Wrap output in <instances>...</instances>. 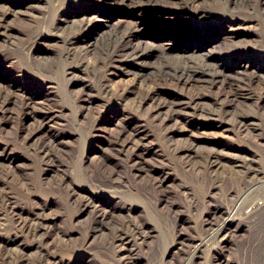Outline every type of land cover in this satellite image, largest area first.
<instances>
[{
    "label": "rangeland",
    "instance_id": "rangeland-1",
    "mask_svg": "<svg viewBox=\"0 0 264 264\" xmlns=\"http://www.w3.org/2000/svg\"><path fill=\"white\" fill-rule=\"evenodd\" d=\"M126 2V5H117L112 0H0V90L5 98L11 99L6 109H0V164L6 165L5 174L10 181L32 184L29 197L35 207L43 204L56 226L69 234H61L58 241L66 244L69 240L68 245L76 249L71 256H65L66 264H107L105 260L110 253L107 257L101 247L105 246L114 228L121 224L123 211H127L121 208L124 203L132 207L134 222H148L154 229H150L140 253L149 260L159 259L161 250L169 245L164 257L168 264L184 263L192 248L188 244L177 250L179 234L201 240L205 234L202 212L210 198L205 195L206 187L197 183L195 175L180 168L172 147L192 148L198 157L208 152L238 153L255 169L264 170V96L257 93L263 78H255L252 86L240 89L238 97L220 103L215 100L214 92L199 101L190 97L192 86L185 89L182 84H160L158 96L179 103L185 113L181 121L187 123L186 130L180 125L169 130L159 127L145 116L151 102L139 106L129 92L150 88L157 69L164 64L180 62L197 67L205 64L222 76L248 78L255 73L264 77V0H252L253 11L249 13L235 9L231 0H224L228 6L225 9L218 0H165L142 4L143 10L137 12L130 9L137 0ZM206 3H212V8L202 14L200 6ZM97 21L101 22L99 31L94 25ZM130 21L139 25L134 43L151 53L147 57L130 58L106 66L101 78L112 89L113 95L105 97L91 81L93 55L87 58V70L76 69V73L86 80L71 81L60 61L71 33L69 28L78 22L89 23L83 36L80 33L74 35L79 44H85L92 37L102 41L114 26L124 27ZM41 24L46 25V37L30 49V39ZM62 27L69 30L62 31ZM40 62L52 70L38 73L36 65ZM137 72L144 73L145 77L135 76ZM84 84L87 85L85 93L89 95L86 99V95L77 91ZM198 84L193 83L194 88ZM24 96L31 98L28 105ZM209 115L213 119V129L208 132L199 129L204 122L202 118ZM239 120H244L249 130L247 134L237 130ZM43 121L52 126L50 133L63 139L61 146L65 156L62 158L67 160L77 156L82 160L79 164L85 166L91 176L98 168L103 175H109L117 165L123 166L121 158L127 152L117 157L112 143L124 124L128 125L125 130L130 132L141 127L138 137L149 150L147 164L159 171L161 162L167 163V190L172 200L183 203L186 220L176 222L174 217L159 212L153 203L143 198L139 193L144 182L140 179L136 182L138 194L123 197V202H115L110 194L74 180L80 186L76 191L83 196H95L99 208L110 210L104 231L88 236L87 226L95 211L92 208L87 212L74 209L65 194L47 189L50 177L45 172L46 167L34 153V142L23 137L31 129L36 132L35 137L40 136L45 129L38 126ZM3 153L6 156H1ZM104 156L112 158L101 167L99 160ZM78 170H73L72 179ZM123 171L126 173L125 169ZM181 186L190 188L186 199L179 192ZM193 192L198 198L202 197L196 207L188 205ZM23 205L26 209L31 208L30 202ZM249 236L246 230H237L230 237L223 255L229 260L238 257L242 261ZM209 244L202 248L192 264H215L219 256ZM137 264L147 262L142 259Z\"/></svg>",
    "mask_w": 264,
    "mask_h": 264
},
{
    "label": "bare ground",
    "instance_id": "bare-ground-1",
    "mask_svg": "<svg viewBox=\"0 0 264 264\" xmlns=\"http://www.w3.org/2000/svg\"><path fill=\"white\" fill-rule=\"evenodd\" d=\"M162 1L165 0H137L130 6V9L137 12L143 10L142 4H157ZM218 1L222 2L223 9L228 7L224 0ZM251 1L231 0V5L235 9L249 13L253 11ZM112 2L117 5H126L127 3L126 0H112ZM211 8L212 3H206L200 6L199 12L206 14ZM100 23L97 21L94 24L96 31L100 30ZM89 27V23L78 22L69 28L71 33L68 35L67 45L60 55V61L65 65L64 72L71 76V81L73 79L86 80L76 73V69L87 70V58L93 55L91 69L93 76L90 79L96 83L105 97H109L113 95V91L106 83L102 82L101 78L106 66L108 64L114 66L118 62L130 58L147 57L151 51L134 43L135 33L139 31L137 22L130 21L124 27L114 26L102 41L92 37L85 44H79L74 35L80 33L83 36ZM45 29L46 25L44 24L36 27L33 37L30 39V49H34L40 41L45 39ZM69 29L62 27V31ZM48 69L52 70L42 62L36 65V71L40 74L48 72ZM155 73L157 76L151 79L152 86L150 88L140 92H129L134 96L132 100L139 106L147 101L151 102L152 105L145 111V116L150 117L156 125L165 130L172 129L177 125V127L180 125L182 129L186 130L187 123L181 121L185 113L179 108V103L158 96L160 84L167 82L176 85L182 84L185 89L187 86H192L190 97L199 101L214 92L215 100L220 103L223 100L231 99V97H238L240 89L252 86L255 78L264 79L255 73L248 78L222 76L205 67V64L197 67L191 66L188 62H180L177 65L164 64ZM135 76L145 77V74L137 72ZM218 82L221 83L220 86H218ZM193 83L199 84L194 88ZM85 87L87 88V85L77 91L78 94L86 95V99L89 95L85 93ZM257 93L264 96V81ZM24 97L26 105H28L31 98ZM10 100L5 98L0 90V109H6ZM202 119L204 122L200 124L199 129H205L207 132L213 129L211 115ZM41 126L45 130L40 136L35 137L36 132L31 129L27 130L23 137L34 142V153L46 167L45 172L50 177L47 189L65 194L71 203L70 206L74 209L87 212L92 208L95 211L92 222L87 226L88 236H94L104 231L105 224L111 214L110 210L99 208L98 199L95 196H83L76 191L77 187H80L76 182L93 188L95 191L110 194L115 202H123V197L138 194L136 182L140 179L144 182L143 190L139 193L143 198L153 203L159 212L174 217L176 222L181 219L186 220L182 210L183 203L172 200L167 190V163L162 164L161 162L159 171L150 168L147 164L149 150L138 137L141 127L130 132L125 130L128 125L124 124L118 131L116 141L112 143L115 149L114 154L117 157H120L121 153L127 152L125 157L121 158L123 166L117 165V168L109 175H103L104 173L98 168L95 175L91 176L88 174L87 168L79 164L82 163V160L77 156L71 159L67 158V160L70 159L69 162L62 158L65 156L61 146L63 139L50 133L52 127L50 124L43 121L38 127ZM236 127L242 134L249 132L244 120H239ZM197 134H200L199 131ZM171 151L176 155L180 168L184 172L191 171L195 175L197 183L206 187L205 195L210 198V203L202 212L204 214L202 227L205 234L201 240L192 235L179 234L177 250L187 247L188 244L192 248L183 264L194 263L195 258L199 257V252L208 243L219 256L215 264H264V170L255 169L248 164L245 157L238 153L208 152L198 157L199 155L192 148L172 147ZM1 156H6V153ZM109 158L112 157H102L99 160L101 161L100 166L108 163ZM5 167V164H0V264H66L65 256H71L76 249L68 245L69 240H66V244H60L58 241L61 239V237L59 238L61 234H69L61 227L56 226L54 218L47 213L43 204L35 207L29 197L33 190L32 184L10 181L5 174ZM76 168L79 169V172L72 179L70 175H74L73 170ZM123 169L126 170V173ZM188 189L190 190L189 187ZM186 190L185 186H181L179 189L180 194L184 195V199L190 194V191ZM192 197L188 205L194 204L196 207L197 201H201L199 198L202 197L198 198L195 194ZM28 202L31 203V208L26 209L23 203ZM125 204L127 203L121 207L123 210H127L123 211L121 224L114 228L108 236L109 238L107 237L105 246L101 247L103 254L106 253L107 257L110 253V257L105 262L107 264H137L140 260L145 259L147 264H168L164 257L169 245L161 250L159 259L149 260L140 253L141 248L148 240L150 229H154L148 222L140 224L134 222L131 214L132 207L125 206ZM53 229L55 233H52ZM239 229H244L250 234L245 241L243 259L239 261L241 258L237 257L229 260L230 258L223 255V250L228 247V242L231 241L230 237Z\"/></svg>",
    "mask_w": 264,
    "mask_h": 264
}]
</instances>
